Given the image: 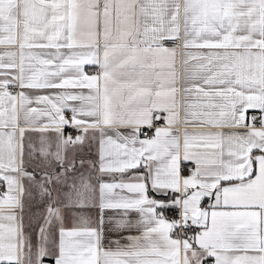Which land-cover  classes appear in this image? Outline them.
Instances as JSON below:
<instances>
[{"label": "snow or ice", "instance_id": "obj_1", "mask_svg": "<svg viewBox=\"0 0 264 264\" xmlns=\"http://www.w3.org/2000/svg\"><path fill=\"white\" fill-rule=\"evenodd\" d=\"M0 264H264V0H0Z\"/></svg>", "mask_w": 264, "mask_h": 264}, {"label": "crops", "instance_id": "obj_2", "mask_svg": "<svg viewBox=\"0 0 264 264\" xmlns=\"http://www.w3.org/2000/svg\"><path fill=\"white\" fill-rule=\"evenodd\" d=\"M182 130V129H181Z\"/></svg>", "mask_w": 264, "mask_h": 264}]
</instances>
